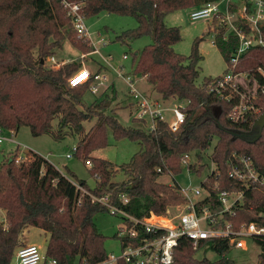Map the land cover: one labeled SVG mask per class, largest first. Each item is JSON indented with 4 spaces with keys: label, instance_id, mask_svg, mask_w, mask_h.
Segmentation results:
<instances>
[{
    "label": "trees",
    "instance_id": "16d2710c",
    "mask_svg": "<svg viewBox=\"0 0 264 264\" xmlns=\"http://www.w3.org/2000/svg\"><path fill=\"white\" fill-rule=\"evenodd\" d=\"M81 5L85 17L101 12L133 16L138 25L123 30L116 39L133 41L151 36L152 42L133 53L134 74L154 84L164 99L188 101L185 122L173 131L165 121H158L155 130L142 126H125L117 116L106 113L105 99L87 104L84 95L91 81L68 86L64 78L76 66L69 62L58 68L45 64L65 40H71L81 51H92L86 37L79 38L77 31L62 4V0H0V128L19 130L28 126L34 136L51 134L56 139L67 135L81 137L75 152L90 160L95 185L76 178L69 169L60 171L37 152H29L19 162L14 153L0 163V207L5 211V223L0 222V264H10L22 244L23 230L28 226L42 228L49 233L46 263L97 264L108 257L106 236L99 231L95 216L110 212L109 207L94 201L108 196V202L137 218L152 214L164 215L168 209L186 201L177 182L160 180L161 176L181 173L185 153L195 152L198 161L202 152L215 146L210 158L217 167L204 185L213 190H237L244 186L229 174V160L233 153L253 160L258 170H264V127L260 138L253 141L259 129L254 128L256 118L264 112V95L259 104L261 112L246 120H233L229 113L239 97L221 99L209 90L212 77H200L202 55L197 37L188 55L175 51L181 41L179 26H169L165 17L169 13L196 6L208 0H69ZM264 31V26H263ZM84 38V39H83ZM235 42L222 41L220 48L226 61ZM259 64L264 66V49H251L241 62V69L256 74ZM260 77V76H258ZM97 118V125L87 131L85 123ZM135 122H144L134 118ZM56 122V123H55ZM117 139L128 138L141 144L130 161L117 167L111 161L93 157L91 153L108 145L109 132ZM204 163H191L197 174L205 169ZM161 170H158V169ZM127 176L121 182L113 178L118 172ZM78 182L87 192L79 189ZM213 190V196L215 197ZM125 194V203L121 195ZM264 185L246 187L244 203L234 215L225 219L238 227L243 222L264 223ZM128 225H131L128 222ZM118 237V235H116ZM145 236H152L146 233ZM138 245L139 239H121V246ZM208 247L221 257L211 260L197 258L192 242L183 238L174 251L172 264H237L226 256L230 250L227 240H212ZM258 264H264V241Z\"/></svg>",
    "mask_w": 264,
    "mask_h": 264
},
{
    "label": "built area",
    "instance_id": "2783aa9c",
    "mask_svg": "<svg viewBox=\"0 0 264 264\" xmlns=\"http://www.w3.org/2000/svg\"><path fill=\"white\" fill-rule=\"evenodd\" d=\"M79 37L91 39L85 24V15L81 11V5L69 0H62ZM190 18L192 20L206 19L211 21V31L214 35V43L218 46V37L222 41L235 42L227 68L222 75L212 77L209 90L218 97L230 100L234 94L239 99L229 113L233 120H246L261 112L259 99L264 95V66L259 64L256 74L249 70L241 69V62L251 49H264V0H208L196 6H192ZM127 58V55H124ZM111 61V58L108 59ZM120 74V73H119ZM107 75L101 72H93L86 65L78 66L66 76L65 83L68 86L91 81L90 91L97 93L99 85L107 80ZM129 86V93L135 105V118L144 122L148 130H155L158 121H165L173 131L185 122V111L188 101H178L171 106L166 102L169 99L152 97L140 90L136 79L132 76L125 77ZM167 112L172 113V118L167 119ZM5 139L0 131V142ZM75 150V149H74ZM73 156L71 153L67 157ZM19 155L16 161L23 160ZM211 159V158H210ZM216 169V163L211 159ZM198 161L195 152L185 153L182 164L186 165L190 172H196L190 168L191 163ZM88 165H92L87 160ZM158 170H161L160 168ZM229 174L240 182L244 188L237 190L220 189L218 183L213 190L204 185L207 176L201 182V188L181 186V192L185 195L184 203L173 205L164 215L152 214L149 217L137 218L108 202V196L97 197L90 194L94 201L106 204L110 212L121 215L124 224L117 232L119 239H139L140 243H129L122 247L121 254L109 255L105 260L97 264H172L174 251L179 241L187 238L192 242L194 249H204L212 240H227L230 250L232 248L247 247L246 240L253 239L264 241V223L243 222L236 227L233 222L225 219V214L234 215L244 203L246 187L259 188L264 185V170H258L253 160L244 155L233 153L229 160ZM73 183L82 191L87 192L78 182ZM121 198L126 203L128 197L125 194ZM173 210V212L171 211ZM264 217V212L260 213ZM128 222L131 225H128ZM146 233L152 236H145ZM16 264H45L46 257L40 246L35 243L22 245L16 252ZM47 264H56V260H49Z\"/></svg>",
    "mask_w": 264,
    "mask_h": 264
},
{
    "label": "rangeland",
    "instance_id": "374dc122",
    "mask_svg": "<svg viewBox=\"0 0 264 264\" xmlns=\"http://www.w3.org/2000/svg\"><path fill=\"white\" fill-rule=\"evenodd\" d=\"M192 8V6H189L173 11L166 15L165 21L169 26H179L181 29L182 39L174 46L175 51L178 53L188 55L191 52L194 40L197 37L205 36L199 44L202 59L199 63L200 77L197 82L201 83L205 77L222 75L227 68V64L220 48L214 43L213 33L209 31L211 28V21L206 19L192 20L190 18ZM85 24L91 37L90 40L85 38V41H87L86 39L90 41L92 51L89 53L83 52L76 47L71 40H65L62 42V46L57 47L55 53L46 59L45 64L50 67L58 68L65 63L75 62L76 66L73 67L66 76L72 73L76 67L86 65L82 63V61H85L93 70L98 68L100 64L105 66L108 65V68L103 70L105 72H102L107 75V80L99 85V91L97 93L91 92L89 86L84 95V101L89 104L95 100L105 99L107 100L106 113L117 116L123 125L142 126L145 129H148V126L144 123L140 124L139 122L134 121L135 105L133 104V98L129 93V86L126 83L125 78L118 75L113 67H122L121 70L125 76H134L133 53L141 51L145 45L152 42V37L144 36L127 42H121L116 39L117 35L123 30L135 28L138 25L137 19L129 15L104 11L98 15L85 17ZM92 43H94V46ZM124 55H127V58H124ZM109 58H111V62L108 64L105 59ZM62 61L64 63H62ZM136 76L138 77L139 75ZM112 81H114L113 86L111 83ZM139 86L141 89H145L150 96H159V93L155 88L146 81L140 82ZM177 102L176 99L172 98L167 100L166 104L171 106L173 103ZM171 118L172 113L167 112V119L170 121ZM96 125L97 118L85 123L87 131L93 129ZM1 134L5 139L0 142V163L8 160L15 152H17L18 155L25 157L27 153L36 151L49 162L58 166L60 170L67 172L69 169L75 174L77 179L86 180L92 187L95 185V178L90 172L92 165H88L85 162L82 153H76L74 150L78 143V139L81 137L67 135L63 139H56L51 134L34 136L28 126H22L16 135L5 129ZM10 137H14L15 140H12ZM215 141L216 138L210 148L202 152V163L206 166L201 174H197V172L194 171L190 172L188 167L184 165L181 173L175 174L174 176H161L160 180L169 183L177 182L184 188L199 187L202 189L201 182L215 167L210 159V154L215 146ZM17 146H19L20 150H16ZM140 148L141 144L139 142L132 141L128 138L117 139L110 131L108 145L94 150L91 153V156L105 158L119 167L121 164L129 162L132 155ZM68 153H71L73 156L67 157ZM126 179L127 176L121 171L113 178V180L117 182ZM171 211L173 212V210ZM4 214V210L0 207V222L2 223H5V221H3L5 219ZM95 221L99 231L106 236L105 246L108 256L111 254L119 256L121 254L122 246L121 239L116 235L120 227L124 224V218L121 215H115L111 212H101L95 216ZM46 233L48 232L42 228L34 226L26 236L27 238H30L32 242H35L40 246L41 251L44 254L46 253L48 243V235ZM246 243L247 247L232 248L226 253V256L234 260L237 264H258V257L261 252L260 244L253 239H247ZM24 245H26V243H23V246ZM195 256L197 258L206 256L211 260H217L221 257L220 254L212 249H208L207 251L205 249H199ZM16 263L17 259L16 256H14L10 264Z\"/></svg>",
    "mask_w": 264,
    "mask_h": 264
},
{
    "label": "crops",
    "instance_id": "0c3cea01",
    "mask_svg": "<svg viewBox=\"0 0 264 264\" xmlns=\"http://www.w3.org/2000/svg\"><path fill=\"white\" fill-rule=\"evenodd\" d=\"M93 44V46H94V43H92ZM96 49V48H95ZM106 60V62L109 64L111 61H109L108 59H105ZM55 62V61H54ZM62 63H64L63 61H62ZM82 63H84V64H86L87 65V63L85 62V61H82ZM87 67L91 70V71H93V72H105V71H103L104 69H106V68H108V65L107 66H105V65H102V64H100L99 66H98V68H96V69H91L88 65H87ZM114 68V71L116 72V73H118V75H120V76H122L123 78H125V77H127V76H132V75H124L123 74V71L121 70V68H116V67H113ZM120 73V74H119ZM106 75V74H105ZM132 77H134L135 79H136V83H137V86H138V88L140 89V90H142L143 92H145L146 94H149L145 89H141L140 88V86H139V83L140 82H147V83H149L146 79H145V77H143V76H136V74H134V76H132ZM125 80H126V78H125ZM112 83V86L114 85V81H112L111 82ZM126 83H127V81H126ZM149 84H151V83H149ZM154 88H155V86H154V84H151ZM158 97H161V95L159 94V96ZM4 129H2V128H0V131L2 132ZM20 130V129H19ZM19 130H9L10 132H13V134L14 135H16L17 133H18V131ZM12 140H15V138L14 137H10ZM12 142H14V141H12ZM20 150V148H19V146H17V149L16 150ZM28 149H30V148H28ZM30 150H32V149H30ZM34 151V150H33ZM36 152V151H35ZM52 164H54V163H52ZM55 165V164H54ZM56 166V165H55ZM57 168H58V166H56ZM59 169V168H58ZM60 170V169H59ZM60 171H62V170H60ZM62 172H64V171H62ZM5 212V211H4ZM5 215V214H4ZM6 220V215H5V219L3 220V221H5ZM34 226H28V227H26L24 230H23V234H22V244L23 243H35V242H32V240L30 239V238H27L26 236H27V234H29V231H30V229L31 228H33ZM47 235H48V239H49V233H46ZM23 238H26V239H23ZM36 244V243H35ZM16 256V255H15Z\"/></svg>",
    "mask_w": 264,
    "mask_h": 264
},
{
    "label": "water",
    "instance_id": "95a60500",
    "mask_svg": "<svg viewBox=\"0 0 264 264\" xmlns=\"http://www.w3.org/2000/svg\"><path fill=\"white\" fill-rule=\"evenodd\" d=\"M253 127L259 129L258 134L253 138V141H255V140H257L258 138H260V136H261V134H262V129H263V127H264V112L261 113V114L256 118ZM78 182H79L80 184L82 183L81 180H79Z\"/></svg>",
    "mask_w": 264,
    "mask_h": 264
}]
</instances>
